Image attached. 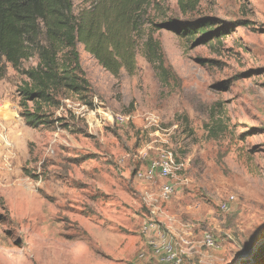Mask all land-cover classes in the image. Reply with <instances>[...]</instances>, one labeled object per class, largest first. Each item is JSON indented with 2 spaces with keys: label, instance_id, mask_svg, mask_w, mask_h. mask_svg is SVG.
Returning <instances> with one entry per match:
<instances>
[{
  "label": "rangeland",
  "instance_id": "374dc122",
  "mask_svg": "<svg viewBox=\"0 0 264 264\" xmlns=\"http://www.w3.org/2000/svg\"><path fill=\"white\" fill-rule=\"evenodd\" d=\"M95 1L73 0L75 13ZM185 3L147 7L145 30L161 41L169 78L148 62L143 41L137 72L119 77L79 44L92 104L69 94L52 126L25 124V76L8 66L0 81V264H162L150 254L146 221L173 234L191 229L182 264H237L264 241V0ZM204 17L231 32L201 42L169 26ZM165 153L180 166L172 177L138 176ZM165 182L175 189L168 200L159 197ZM206 232L217 247L204 245Z\"/></svg>",
  "mask_w": 264,
  "mask_h": 264
},
{
  "label": "trees",
  "instance_id": "16d2710c",
  "mask_svg": "<svg viewBox=\"0 0 264 264\" xmlns=\"http://www.w3.org/2000/svg\"><path fill=\"white\" fill-rule=\"evenodd\" d=\"M185 2L189 7L192 0ZM150 3L96 0L76 14L73 0H0V81L9 65L25 76L18 89L25 124L39 128L61 121L55 111L69 94L87 101L92 85L81 63L79 44L103 68L119 77L122 70L130 75L137 72V55L143 41L148 62L169 78L171 70L161 41L145 30ZM169 26L191 38L199 34L201 42L221 40L232 30L230 24L215 27L214 19L208 17L194 24ZM32 57L37 64L23 67V61Z\"/></svg>",
  "mask_w": 264,
  "mask_h": 264
},
{
  "label": "built area",
  "instance_id": "2783aa9c",
  "mask_svg": "<svg viewBox=\"0 0 264 264\" xmlns=\"http://www.w3.org/2000/svg\"><path fill=\"white\" fill-rule=\"evenodd\" d=\"M70 103V99L65 100ZM110 118L115 120L114 115ZM125 116L117 115L116 120L124 122ZM180 166L176 163L172 153L162 154L158 159L151 160L148 166L143 171L138 172V176L142 179L153 181L156 179H168L172 177ZM172 183L165 182L161 185L159 197L162 200H168L174 192ZM233 199V196L230 197ZM226 203L222 207H226ZM142 231L144 233H153V236L148 240V247L150 254L162 264H182L184 256L191 245L193 232L191 229H179L174 234L160 229V227L152 221H146L143 225ZM203 243L208 248H215L216 240L209 232L204 233ZM146 250H142L139 257L146 256Z\"/></svg>",
  "mask_w": 264,
  "mask_h": 264
},
{
  "label": "water",
  "instance_id": "95a60500",
  "mask_svg": "<svg viewBox=\"0 0 264 264\" xmlns=\"http://www.w3.org/2000/svg\"><path fill=\"white\" fill-rule=\"evenodd\" d=\"M264 261V241L254 251L239 259L237 264H258Z\"/></svg>",
  "mask_w": 264,
  "mask_h": 264
}]
</instances>
